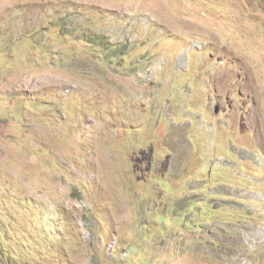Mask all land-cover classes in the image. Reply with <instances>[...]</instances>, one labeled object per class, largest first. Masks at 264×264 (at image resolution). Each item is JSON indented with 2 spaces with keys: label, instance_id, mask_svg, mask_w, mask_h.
Wrapping results in <instances>:
<instances>
[{
  "label": "rangeland",
  "instance_id": "obj_1",
  "mask_svg": "<svg viewBox=\"0 0 264 264\" xmlns=\"http://www.w3.org/2000/svg\"><path fill=\"white\" fill-rule=\"evenodd\" d=\"M0 264H264V0H0Z\"/></svg>",
  "mask_w": 264,
  "mask_h": 264
},
{
  "label": "trees",
  "instance_id": "obj_2",
  "mask_svg": "<svg viewBox=\"0 0 264 264\" xmlns=\"http://www.w3.org/2000/svg\"><path fill=\"white\" fill-rule=\"evenodd\" d=\"M123 47H125V44H124V46Z\"/></svg>",
  "mask_w": 264,
  "mask_h": 264
}]
</instances>
